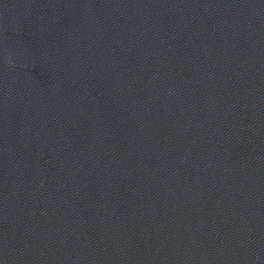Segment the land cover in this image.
<instances>
[{
    "label": "water",
    "instance_id": "water-1",
    "mask_svg": "<svg viewBox=\"0 0 264 264\" xmlns=\"http://www.w3.org/2000/svg\"><path fill=\"white\" fill-rule=\"evenodd\" d=\"M0 264H264V0H0Z\"/></svg>",
    "mask_w": 264,
    "mask_h": 264
}]
</instances>
